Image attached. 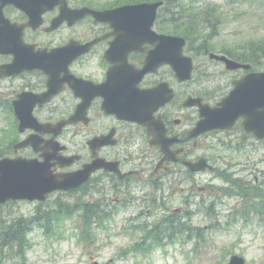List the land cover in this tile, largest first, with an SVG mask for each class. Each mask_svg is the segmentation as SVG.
<instances>
[{
  "label": "flooded vegetation",
  "instance_id": "af4514ba",
  "mask_svg": "<svg viewBox=\"0 0 264 264\" xmlns=\"http://www.w3.org/2000/svg\"><path fill=\"white\" fill-rule=\"evenodd\" d=\"M95 2L96 0H89L82 4L81 0H0V113L10 115L18 133L6 145L8 152L2 153L0 160L48 161L54 164L56 173L78 171L94 164L98 167L97 170L77 191L83 193L84 189L89 187L94 194L101 193L106 196V201L112 203V206L108 207L109 212H113L115 206L122 208L119 211L130 205L136 208L147 204L150 208L156 207L153 221L147 219L152 217L151 209H145V213L141 210L129 216V223H135L139 227H157L163 221H171L172 225H177L178 220L182 221L181 218L189 212L185 206L194 199L190 190L194 187L196 176L214 172L215 178L224 181L226 185H248L243 182L240 172L249 170L257 174L256 161L253 165L238 164V168H234L235 162L215 167L213 163L221 162V156L212 159L198 155L196 149H218L217 144L222 147L233 144L239 147H253L258 143L263 144L264 140L244 133L241 119L228 131H207L195 137L192 130L199 121V109L195 106L185 107V103L199 99L203 104L215 106L232 89L234 81L257 71L258 52L251 50L246 56L235 57L226 49H218L216 54L250 66L247 70L230 71L225 68L223 62L209 57L212 52L209 47L193 44L186 46L189 49L185 54L194 60L200 58L202 69L197 67L196 75L193 72L189 81L180 83L169 66H162L155 73L145 75L136 86V79H105L108 67L112 64L105 61L104 53L110 43L120 39L115 36L118 29L109 24L95 22L88 16L73 26H68L65 20H60L58 27L50 30L53 20L66 15L67 6L102 11L128 4L121 2L104 5ZM154 29L158 34L177 36L172 29V32H168L169 29ZM19 36L22 45L16 42L19 41ZM125 40L133 38L125 37ZM139 40L141 42L142 38L139 37ZM146 40L145 38L144 44L141 45L145 50L143 53L131 52L127 57L128 63L137 69L143 66L146 53L153 49L151 45L146 44ZM70 41L75 42V46L94 41L90 51L74 60L69 67L70 74L78 79H67V73L61 71L60 64L45 55L51 50L62 49ZM11 51H17L19 54L39 51L41 54L35 55L34 63L40 65L44 61V69L35 67L18 72L6 71L5 66L14 58V55L10 54ZM204 52L207 54L202 56ZM217 65L221 67L219 71H208L207 66ZM210 75L221 76L223 79H205ZM162 83H165L166 87L158 90L160 95H171V99L151 116L160 118L164 137L159 131L155 139L148 135V130L154 129L152 123L129 122L106 112L107 109L123 112L129 100L134 98V110L147 115L145 107L153 108L155 103L159 102L145 99L143 104L145 94L141 93ZM83 95L91 99L88 105L83 102ZM29 111L32 119L28 121L29 126L25 125L20 133L18 113H26L27 116ZM76 112L84 115L79 116L80 119L74 124L56 129V124L68 121ZM0 118L2 119L1 114ZM68 131L74 134L72 138L69 136V140ZM29 138L32 139V144H23ZM159 138L170 153L169 158L159 145ZM52 139L56 143L54 147L50 144ZM73 141L76 145H70ZM69 155H75L74 163L68 168H60L58 164ZM198 162H203L201 166L205 167V172H192L187 165L194 166ZM253 178L254 182L258 181L257 175ZM179 180L187 183V189L183 187L182 192L189 193L181 200V206L175 207L172 213L163 215L162 200H158L157 191L165 184H176ZM199 191L198 195L202 196L203 202L206 195L204 193L211 190L201 188Z\"/></svg>",
  "mask_w": 264,
  "mask_h": 264
},
{
  "label": "rangeland",
  "instance_id": "374dc122",
  "mask_svg": "<svg viewBox=\"0 0 264 264\" xmlns=\"http://www.w3.org/2000/svg\"><path fill=\"white\" fill-rule=\"evenodd\" d=\"M81 1L84 4L89 0ZM126 1L96 0L95 3L111 5L112 2ZM206 3L216 10V13L210 19L201 21L202 18L197 15V12L205 7ZM181 4L189 9L188 13L197 17L198 22H202L203 36L209 34V30L204 28L209 22H220L217 26V36L208 42L213 52L224 48L233 51L235 57H240L241 52L236 49L247 50V47L252 48L249 45L253 44L257 47H264V0H230L227 2L226 0H206L195 5H192L190 0H183ZM220 68L217 65L214 70L219 71ZM205 79L223 78L210 75ZM0 114L2 115V119L0 118L1 155L8 152L6 145L18 133L11 122L10 115ZM67 134L68 140L74 136L72 131H68ZM70 145H76V142L73 141ZM216 146L218 149L212 147L210 150L198 147L196 153L212 159L221 156V162L213 163L215 167H223L226 163L235 162L234 168H238V164L253 165L256 161L257 174L249 170L242 171L240 176L248 185L242 187L230 185L231 189L221 188L222 193L232 191V197H224L220 194L218 187H222L223 184L220 179L215 178L214 172L196 176L193 182L194 187L190 190L195 201L193 199L189 205L185 206L192 218L185 220L189 229L182 235H178L179 231L166 234L165 228L161 227L159 242L147 239L145 244L139 246L145 233L138 228L137 224L126 220L135 214L139 207H131L122 211H119L122 208L115 207L114 211L108 214L105 213L106 209L104 211L102 209L104 214H100L97 224L94 223L86 236L87 227H84L77 217L79 210L72 212L73 207L78 208L82 203L101 201L107 208L112 206V203L106 201V196L95 197L92 190V194L89 193L86 196L75 192L55 193L50 195L41 207L44 212L49 213L47 216L53 217V221L50 220L53 224L44 221L43 229L38 226L39 223L35 224L34 229L26 235V245L19 248L16 246L18 253L15 250L13 253L8 252V247H4L0 241V264H226L228 257L233 254L243 256L246 264L263 263L264 143H258L253 147H239L234 144L223 147L217 144ZM254 175H257V182H254ZM239 179L238 182H240ZM208 184L213 187H207ZM183 187L187 189V183L179 180L176 184H165L158 193L163 198L161 211L163 215L183 204L182 198L189 193L182 192ZM201 188L211 190L209 193H204L206 194L205 205L200 204L202 196L198 193ZM212 193L219 194L221 199L216 202L213 196L215 198L213 201L214 198L209 196ZM210 201H213L215 205L209 207ZM58 204L64 207L60 213L53 210ZM194 204H200V206L194 207ZM39 205L28 202L4 205L0 207V222L3 221L9 225L15 220L28 221L34 217L36 212L39 213ZM243 208L246 210L242 212ZM154 209L155 207L151 208L152 217L147 218L148 220H154L156 213ZM236 209L238 211H234ZM237 213L239 215L236 217ZM44 217L40 218V221L44 220ZM52 225L53 228H51ZM143 229L147 231L149 228Z\"/></svg>",
  "mask_w": 264,
  "mask_h": 264
},
{
  "label": "water",
  "instance_id": "95a60500",
  "mask_svg": "<svg viewBox=\"0 0 264 264\" xmlns=\"http://www.w3.org/2000/svg\"><path fill=\"white\" fill-rule=\"evenodd\" d=\"M160 6L161 3L144 4L122 7L111 11L112 15L118 17L117 20H119V25L114 26V29H119V35L128 36L133 38V40H129L128 43L121 41L112 44L111 49L107 53V59L114 64V67L108 74V79H127V81H129L128 79H137L135 81L136 86L143 74L155 71L158 66L163 64L170 65L180 81L190 79L192 61L190 58L182 56V48L185 42L181 38L178 39V46L169 50L167 47H170L169 41L172 38L163 36V40L156 43L155 51L146 58V64L142 71L137 72L126 66L128 54L140 50L145 40V32L152 27L156 11ZM139 37L142 38L141 42ZM135 38L137 39L134 40ZM78 53L79 51L74 55L67 53L64 57H60L59 54H53L52 56L60 59L63 62V68H65ZM16 56L15 61L17 62L27 60L20 54H16ZM219 59L224 61L227 69L230 70L248 68V66L239 65L223 57ZM67 79L74 78L67 74ZM234 86L230 94L217 104L215 108L199 105L202 121L197 124L194 135L209 130L229 129L237 119L242 118V127L246 133H253L259 138H264V73L250 74L240 81H236ZM163 87L166 86L163 85ZM141 94H145L144 100L149 99L160 104H164L170 98V96H161L158 90ZM156 108L145 107L147 115L144 116L139 111L129 107L126 114L131 120L154 125L151 115ZM110 111L107 109V112ZM116 115L119 118L126 117L121 114ZM26 120L27 117L21 119L22 122H26ZM70 122H73V119ZM46 165L24 161L0 164V203H4L7 200L44 201L47 194L58 190L66 191L75 188L86 178H71L60 181L61 179L54 176ZM201 165L202 162L195 165L196 167H192V170L201 169ZM228 264H244V261L238 256H232Z\"/></svg>",
  "mask_w": 264,
  "mask_h": 264
},
{
  "label": "trees",
  "instance_id": "16d2710c",
  "mask_svg": "<svg viewBox=\"0 0 264 264\" xmlns=\"http://www.w3.org/2000/svg\"><path fill=\"white\" fill-rule=\"evenodd\" d=\"M199 1H202V0H190V2H199ZM178 8H179L178 14H174L175 13L174 10ZM165 9H166V13H170L171 16L174 15L178 18L177 20L176 18H170V20L168 21L166 20L165 22V19H168V15L164 14L163 17L165 19H163V23H164L163 27H173V26L175 27L176 26L179 29L180 24L185 22L187 24H190L193 28H195L196 26L202 25V22H201L202 20L207 19V15L205 14V12L201 11L202 19L200 23L199 22L195 23V19L197 17H193L190 13H188L189 11L185 12V9L183 8V6H181V4L179 3H176V0H167ZM165 9H164V13H165ZM178 21H181V23L176 25ZM179 31H181V33L186 32V30H182V29H180ZM214 32L215 31L212 30V34ZM183 35H187V34L185 33ZM63 208L64 207L61 204H58L57 206H55L53 210H56V213H60ZM85 209H88V210L85 213L84 220L87 221L88 223H92V221L90 220V213L93 214L95 212L94 210H90V209H93V207L91 205H86ZM48 214L49 213L47 212L46 213L43 212L41 216H46L45 217L46 223L53 224L49 222L51 219H52L51 221H53V217L47 216ZM40 218H41L40 215L37 214V216L32 220H28V221L24 220L23 222L14 221V222H11L9 225L4 224L2 227H0V241L2 242V245L4 247H8V252L13 253L15 250V252L18 253V249H16V246L19 248V247L26 245V235H28V233L34 229L35 224L39 223L38 226L42 229L45 227L43 226V222L40 221ZM51 228H53V225L51 226Z\"/></svg>",
  "mask_w": 264,
  "mask_h": 264
}]
</instances>
